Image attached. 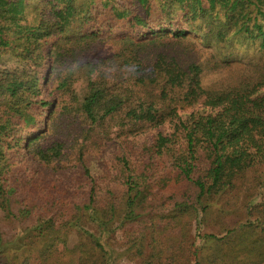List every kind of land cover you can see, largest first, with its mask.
Masks as SVG:
<instances>
[{
    "label": "trees",
    "instance_id": "1",
    "mask_svg": "<svg viewBox=\"0 0 264 264\" xmlns=\"http://www.w3.org/2000/svg\"><path fill=\"white\" fill-rule=\"evenodd\" d=\"M25 9V0H0V55L8 50L22 61L0 70V264H65L56 256L64 251L75 252V264H112L103 238L115 223L126 250L141 256L145 230L152 235L158 224L180 234L188 224L173 221L189 215L199 240L184 244L183 261L152 245L140 264H264L263 199L247 203L245 220L221 234L199 232L214 211H225L229 200L219 201L233 197L245 171L264 165V0H45L33 18ZM108 38L110 56L83 57ZM198 46L210 57L188 61ZM251 46L259 54L247 62L254 72L239 73L228 88L203 85V72L230 67L248 56L233 51ZM83 67L78 96L74 70ZM74 122L93 145L113 131L171 129L137 149L148 154L141 168L124 151L106 160L101 176L83 166L69 185L42 178L41 162L71 155L65 144ZM52 133L61 137L44 144ZM72 228L80 238L69 249Z\"/></svg>",
    "mask_w": 264,
    "mask_h": 264
},
{
    "label": "rangeland",
    "instance_id": "2",
    "mask_svg": "<svg viewBox=\"0 0 264 264\" xmlns=\"http://www.w3.org/2000/svg\"><path fill=\"white\" fill-rule=\"evenodd\" d=\"M26 1V14L28 18H33L38 12L45 6V0H25ZM119 33H113L109 37H116ZM114 43L112 40L104 39L98 41L95 45L85 51L83 53V57L87 58H101L110 56L114 51ZM254 47L244 50H234L233 54H241L245 53L248 56H244L239 61H235L232 63L230 67L219 68L217 70H206L204 73V77L202 78V83L204 86L212 88V89H224L228 88L234 84V79L239 73H248L251 74L253 68L251 67L248 61H256L258 59L257 53L254 52ZM211 49L202 48L198 46V48H194L191 53L186 57L188 61H194L196 63L201 62L202 60H206L210 57ZM257 54V55H256ZM147 61V62H146ZM143 62V66L146 70H148L153 63V59H147ZM22 61L18 59L12 52L8 50H4L0 55V70H12V69H20ZM24 63V62H23ZM65 65V64H64ZM63 65V66H64ZM62 67V65H60ZM65 67V66H64ZM69 69L72 67H68ZM68 68L65 67L66 73L68 72ZM75 76L80 78L74 83V87L77 91L78 96L83 94L85 83L83 81L85 75V68L83 67L81 70L75 69ZM254 74V73H253ZM55 86L54 82L50 83V88L53 89ZM53 95L61 100L64 97L63 94L59 90H54ZM197 105V104H196ZM60 107V103L56 104V110ZM193 108V106H189L185 110H181V112L189 111ZM80 124L78 122H74L72 125V134L68 136L66 139L65 147L71 152V155L68 159H64L59 161L58 163L54 162L51 164H45L41 162L39 165L43 169L42 178H46L49 181L53 180L57 183L64 184H72L77 182L80 179V174L82 172V167L86 166L89 168V171L93 176H101L106 172V166L108 165L106 162L107 159H113L115 156H118L124 151H127L130 157L131 162L137 167L141 168L147 161L148 154L143 150H137L142 146H148L154 137V134L160 130L162 131H170L171 127L169 124L164 123L160 126L148 127L138 133L126 134V135H117L115 131L110 133V137L103 140L98 145H93L88 142L87 139H83L80 134V130L78 129ZM61 137L58 133L48 134L45 138L44 144H48L49 142L56 141ZM81 149V151H77ZM79 154V155H78ZM81 158V160L79 159ZM48 175V176H47ZM260 180L264 181V165H256L252 168H249L245 171V176L242 182V186L234 192L233 197H229L228 199H223L219 202L229 200V202L225 205V211L221 214H217V212H213L211 217H208L204 227L200 228L199 232H213L216 234H221L223 232L222 228H230L234 227L238 223L242 222L246 218L245 206L247 203H256L261 199L264 200V183L262 186L259 185L258 188L255 187V182ZM116 194H118V187L115 188ZM255 192L258 194L262 193V195L257 196ZM261 196L263 198H261ZM158 198V197H157ZM159 200V198H158ZM13 210H17L16 206L12 207ZM184 219L174 220L173 224H176L179 220V226L182 223L188 224V231L184 228V232L178 233V229L174 230H163L160 228L158 224H156L155 232L151 235L147 233L150 230H145L144 232V240L143 244L140 245L138 242L135 247L140 245V249L142 250V255H134L132 256V252L134 248L130 250H126L127 240L125 233L123 232L120 226H116V223L113 225V231L111 232L109 237H104L103 240H109L110 246L113 248L112 255V264H140V260L142 256H146L153 245L154 249L158 250L159 248L167 247V250L164 252L166 255L169 251L171 252V256L178 258L183 261L185 257L184 244L187 243L190 238H194V240H199L197 236H195L196 232L194 230V220H192L191 215L188 217L184 216ZM5 221V226H9V233L13 230L12 221ZM13 219V218H12ZM84 228L92 231L94 234L98 235L99 230L97 226L92 222H85L83 225ZM16 231V230H14ZM167 235L169 238L167 239ZM79 233L74 228H72L66 235L67 245L66 247L71 249L79 242ZM154 240H156L154 242ZM152 242V243H150ZM149 243V244H148ZM60 250H63L62 247H59ZM56 256L61 258L65 264H75L76 254L75 252L69 254L68 252H62V256L56 253ZM183 264H193L192 261Z\"/></svg>",
    "mask_w": 264,
    "mask_h": 264
}]
</instances>
